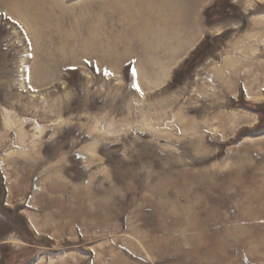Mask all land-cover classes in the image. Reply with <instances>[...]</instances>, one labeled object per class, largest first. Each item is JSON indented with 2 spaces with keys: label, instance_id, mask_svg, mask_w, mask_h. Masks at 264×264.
Wrapping results in <instances>:
<instances>
[{
  "label": "rangeland",
  "instance_id": "1",
  "mask_svg": "<svg viewBox=\"0 0 264 264\" xmlns=\"http://www.w3.org/2000/svg\"><path fill=\"white\" fill-rule=\"evenodd\" d=\"M20 1L39 21L0 0V264H264V0ZM162 15L181 52H151L156 79Z\"/></svg>",
  "mask_w": 264,
  "mask_h": 264
},
{
  "label": "bare ground",
  "instance_id": "2",
  "mask_svg": "<svg viewBox=\"0 0 264 264\" xmlns=\"http://www.w3.org/2000/svg\"><path fill=\"white\" fill-rule=\"evenodd\" d=\"M17 1H18V3H17ZM130 1V0H129ZM132 1V0H131ZM134 1V0H133ZM150 1V0H149ZM165 1V3H166V0H164ZM128 2V1H127ZM138 2V1H137ZM141 2H142V0H141ZM147 2V1H146ZM151 2V1H150ZM93 3V2H92ZM131 3V2H130ZM130 3H128L129 4V6H131L130 5ZM132 3H134V5H135V3H136V1L135 2H132ZM131 3V4H132ZM140 3V2H139ZM145 3V2H144ZM144 3H143V5H144ZM151 3H154V2H151ZM161 3H162V1H161ZM160 3V4H161ZM167 3H169L168 1H167ZM27 4H29V3H27ZM138 4V3H137ZM142 4V3H141ZM154 4H157V3H154ZM160 4L158 3L157 5H159L158 7H160ZM162 4H164V3H162ZM170 4V3H169ZM169 4H167V6H169ZM77 5V4H76ZM143 5H141L140 7H138V9L140 8L141 10H142V12H143ZM146 6H145V8H147L148 9V11L147 10H144V11H147V14H148V12L149 11H151L152 10V8H153V5L152 4H145ZM87 6V5H86ZM132 6H133V4H132ZM156 6V5H155ZM161 7H162V5H161ZM170 7V6H169ZM133 8V7H132ZM131 8V9H132ZM135 8V7H134ZM165 6H164V8H161V10H165ZM23 9H25L24 11H23ZM64 9V8H63ZM87 9V8H86ZM122 9V8H121ZM155 10V9H154ZM152 11V12H156V11ZM168 10V9H167ZM14 11H15V15L18 17V18H20V19H22L24 22H25V24L26 25H28V26H30V24H33L34 25V28L36 27V25L34 24V22L36 21V20H33L34 22L33 23H31L30 22V18H29V12H30V10H29V7L28 6H25V4H22L21 3V1L20 0H16V5H15V9H14ZM92 11V10H91ZM137 11V10H136ZM160 11V10H159ZM120 12V11H119ZM133 12V11H132ZM138 12H141V11H137L136 13H135V10H134V13L135 14H140V13H138ZM33 13V12H32ZM146 13V12H145ZM157 13V12H156ZM161 13H162V11H160V12H158V14H160L161 15ZM166 13V12H165ZM31 14V13H30ZM129 14V13H128ZM146 14V15H147ZM153 14V13H152ZM163 14V13H162ZM116 15V14H115ZM137 15V16H138ZM149 15L151 16V12L149 13ZM35 16H37V15H35ZM44 16V15H43ZM136 16V15H135ZM31 17H32V14H31ZM34 17V16H33ZM134 17V16H133ZM146 17V16H145ZM144 17V18H145ZM162 17H163V15H162ZM37 17H35V18H33V19H36ZM128 18V17H127ZM135 18V17H134ZM147 18V17H146ZM145 18V19H146ZM149 18V20H150V18L151 17H148ZM147 18V19H148ZM178 18V17H177ZM37 19H39V18H37ZM169 19V18H168ZM41 20V19H40ZM140 20V19H139ZM149 20H147V21H149ZM39 21V20H38ZM38 21H36V22H38ZM142 21V20H141ZM146 21V22H147ZM158 21V20H157ZM159 21L160 22H158L157 23V25H159V27L157 28V30L159 29V28H161L160 29V31H157V32H155V35H153L152 37L154 38H151L150 36H149V34L147 35L146 34V32L144 33V34H142V35H144V37L147 35V36H149V38H150V40L148 39V37L146 38V39H144V41L146 40V42L148 43V49H147V47L145 48V49H147L146 51H147V54H149V57H150V59L152 58V60H151V65L153 64V66H160V71H159V74L157 75L156 73H154L155 72V69L154 68H156V67H151L150 68V71H151V73H153V74H156L155 76L157 77H159L160 76V78L161 77H166L167 76V72H168V69H167V67L165 68V66H163L161 63H160V61L159 60H157V58L156 57H154V56H152V54H151V52H153V51H156V50H158L159 51V49L160 50H162L163 51V53L165 54V55H167L168 57L170 56L172 59H173V57L174 56H176V54L178 55V53H179V49H180V47L181 46H176V44H178V42L180 41V40H178V42L176 43V40L178 39V37L176 36V33H177V29L174 27V28H170V29H172L171 31H173L174 32V34H172V35H170V37H168L167 36V32H165V30H167L168 31V29H169V25H168V20L167 19H165L164 17L163 18H161V19H159ZM171 21V20H170ZM42 22V21H41ZM76 22V21H75ZM174 22V21H173ZM172 22V23H173ZM46 23V22H45ZM77 23V22H76ZM144 23V25L145 26H148V28L151 30V23L150 22H147V23H145V21L143 22ZM178 23V22H177ZM39 24V23H38ZM78 24V23H77ZM77 24H76V26H77ZM148 24V25H147ZM150 24V25H149ZM169 24H171V23H169ZM173 25V24H172ZM27 26V27H28ZM40 26V25H39ZM43 26V25H42ZM46 26V25H45ZM141 26H143V25H141ZM38 27V26H37ZM180 27V26H179ZM44 29V28H43ZM155 29H156V26H155ZM169 29V30H170ZM181 29V28H180ZM179 28H178V30H180ZM40 30V29H39ZM144 30H146V29H144ZM164 30V31H163ZM42 31V30H41ZM40 31V32H41ZM162 31V32H161ZM171 31H170V33H171ZM43 32V31H42ZM140 32V31H139ZM149 32V31H148ZM161 32V33H160ZM165 32V36H162L163 38L161 39L160 37H161V35H164L163 33ZM37 33H38V30H37ZM43 33H45V32H43ZM91 33V32H90ZM180 33V32H179ZM41 34V33H40ZM39 34V35H40ZM92 34V33H91ZM94 34V33H93ZM97 34V33H96ZM38 35V36H39ZM151 35V34H150ZM181 35V34H180ZM179 35V36H180ZM94 36V35H93ZM160 38H158V37ZM167 36V37H166ZM39 37H41V36H39ZM44 37V36H43ZM100 37V36H99ZM102 37V36H101ZM140 37V36H139ZM157 37V38H156ZM166 37V38H165ZM176 37H177V39H176ZM76 38V37H75ZM98 38V37H97ZM165 38V39H164ZM37 39V38H36ZM152 39V40H151ZM176 39V40H175ZM179 39H181L180 37H179ZM187 39V38H186ZM98 40H100V39H98ZM143 40V39H142ZM174 40V41H173ZM76 41V40H75ZM108 41V40H107ZM150 41V42H149ZM168 41V43H166ZM170 41V42H169ZM172 41L174 42V44L172 43ZM103 42V41H102ZM188 42V41H187ZM187 42H185L186 44H187ZM144 43V42H143ZM166 43V44H165ZM176 43V44H175ZM181 43V42H180ZM182 43H183V41H182ZM181 43V44H182ZM173 44V45H172ZM106 45V44H105ZM146 46H147V44H145ZM188 45V44H187ZM125 49V48H124ZM93 52V51H92ZM100 52V51H99ZM181 52V51H180ZM86 54H87V52H86ZM88 54H90V53H88ZM162 54V53H161ZM108 55V54H107ZM111 55V54H110ZM115 56V55H114ZM88 57V56H87ZM91 57V56H90ZM96 57V56H95ZM94 57V58H95ZM108 57V56H107ZM97 58V57H96ZM110 58V57H109ZM108 58V59H109ZM117 58V57H116ZM121 58V57H120ZM178 58V57H177ZM119 59V58H118ZM170 59V58H169ZM120 60V59H119ZM122 60V59H121ZM174 60V59H173ZM100 62V61H99ZM148 64H149V62H148ZM150 65V64H149ZM143 71H145V72H147L148 74H150V72H149V69H148V67L147 66H145V67H143ZM158 77L156 78V79H158ZM163 79V78H162ZM159 80H157V82H158ZM163 81V80H162ZM159 85V84H158Z\"/></svg>",
  "mask_w": 264,
  "mask_h": 264
},
{
  "label": "snow or ice",
  "instance_id": "3",
  "mask_svg": "<svg viewBox=\"0 0 264 264\" xmlns=\"http://www.w3.org/2000/svg\"><path fill=\"white\" fill-rule=\"evenodd\" d=\"M96 71L99 73V71H100L99 67L96 68ZM103 71H104V75H106V76L112 75V73H110L107 69H104ZM133 74L135 75V72H133ZM136 88H137V91H140L139 85H136Z\"/></svg>",
  "mask_w": 264,
  "mask_h": 264
}]
</instances>
